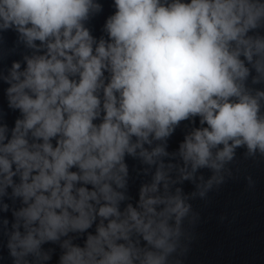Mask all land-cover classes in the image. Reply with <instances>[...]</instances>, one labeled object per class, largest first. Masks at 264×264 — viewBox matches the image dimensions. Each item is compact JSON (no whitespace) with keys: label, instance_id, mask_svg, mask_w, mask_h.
Returning <instances> with one entry per match:
<instances>
[{"label":"clouds","instance_id":"9594fccd","mask_svg":"<svg viewBox=\"0 0 264 264\" xmlns=\"http://www.w3.org/2000/svg\"><path fill=\"white\" fill-rule=\"evenodd\" d=\"M111 6L97 37L100 0H0V64L20 55L0 68L9 264H185L193 201L236 178L238 150L264 158V0Z\"/></svg>","mask_w":264,"mask_h":264}]
</instances>
